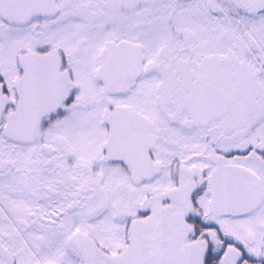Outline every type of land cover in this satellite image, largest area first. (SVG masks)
I'll use <instances>...</instances> for the list:
<instances>
[{
    "label": "snow or ice",
    "instance_id": "snow-or-ice-1",
    "mask_svg": "<svg viewBox=\"0 0 264 264\" xmlns=\"http://www.w3.org/2000/svg\"><path fill=\"white\" fill-rule=\"evenodd\" d=\"M0 264H264V0H0Z\"/></svg>",
    "mask_w": 264,
    "mask_h": 264
}]
</instances>
